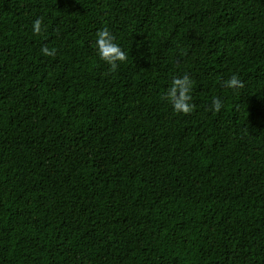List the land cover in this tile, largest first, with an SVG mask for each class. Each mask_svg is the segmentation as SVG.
I'll return each mask as SVG.
<instances>
[{"label": "trees", "instance_id": "trees-1", "mask_svg": "<svg viewBox=\"0 0 264 264\" xmlns=\"http://www.w3.org/2000/svg\"><path fill=\"white\" fill-rule=\"evenodd\" d=\"M0 264H264V0H0Z\"/></svg>", "mask_w": 264, "mask_h": 264}, {"label": "clouds", "instance_id": "clouds-1", "mask_svg": "<svg viewBox=\"0 0 264 264\" xmlns=\"http://www.w3.org/2000/svg\"><path fill=\"white\" fill-rule=\"evenodd\" d=\"M41 31V20L37 19L33 23V32ZM96 51L99 59L104 61L111 70H115L120 62L125 61L126 56L117 43L114 42V37L107 28H104L96 34ZM42 52L45 55H51L47 48H43ZM229 89H239L243 87L242 81L237 75H232L230 79L224 82ZM192 82L187 77H177L171 82L168 88L166 100L172 106L174 112L178 114H189L192 111L190 103V91ZM213 108L219 112L222 108L220 99L216 98L212 101Z\"/></svg>", "mask_w": 264, "mask_h": 264}]
</instances>
